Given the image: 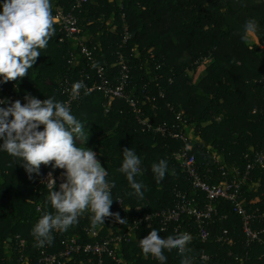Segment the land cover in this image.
I'll return each instance as SVG.
<instances>
[{
    "label": "trees",
    "instance_id": "obj_1",
    "mask_svg": "<svg viewBox=\"0 0 264 264\" xmlns=\"http://www.w3.org/2000/svg\"><path fill=\"white\" fill-rule=\"evenodd\" d=\"M76 3L51 0L52 17L58 8L68 13ZM76 15L82 29L80 42L75 44L53 23L54 34L28 75L0 85V97L14 93L67 103V90L75 84L100 85L98 67L116 83L121 71L119 55L129 62L127 94L138 101L137 110L122 100L114 101L107 113L102 92L85 90L70 107L85 124L83 145L77 146L91 148L115 183L110 212L118 213L129 225L136 218L175 208L180 202L178 193L198 195L201 205L205 200L193 191L176 160L187 151V143L164 137L143 122L155 128L177 122L181 115L180 124L190 132L189 144L193 145L189 156H195L208 182L242 180L249 163L264 151V51L250 47L242 38L245 22L253 19L258 24L255 36L264 46V0H88ZM126 33L130 35L127 42ZM83 47L92 52L95 62L81 57L72 63V56L81 54ZM124 149H132L141 160L135 179L143 185L142 195L118 171ZM161 159L168 162V171L157 182L152 165ZM41 171L60 173L50 165H41ZM42 179L40 174L30 177L15 158L0 153V264H38L43 252L59 255L66 251L72 238L83 245L93 244L111 239L125 227L112 217L93 227L90 213L85 212L67 231H54L50 245L38 247L32 228L43 214L54 212ZM242 201L253 216V230L264 241V168L251 172L242 188ZM215 205L206 243L195 221L187 216L168 231L156 219L151 226H141L136 238L124 245L120 264H160L139 247V240L153 229L162 238L191 234L184 256L192 264H264L263 244L248 245L234 206L226 201ZM221 237L229 241L222 242ZM165 254L167 264H182L184 257L177 250H165ZM204 254L209 260L202 259ZM86 259L82 253L63 264H80Z\"/></svg>",
    "mask_w": 264,
    "mask_h": 264
},
{
    "label": "clouds",
    "instance_id": "obj_2",
    "mask_svg": "<svg viewBox=\"0 0 264 264\" xmlns=\"http://www.w3.org/2000/svg\"><path fill=\"white\" fill-rule=\"evenodd\" d=\"M257 30L255 20L246 21L242 38L254 36ZM53 34L51 0H0V85L28 75ZM82 86L77 83L74 87ZM24 100L22 104L19 100L0 99V153L15 158L30 177L40 174L41 165H50L53 171L64 170L58 190L52 172L48 174L47 201L54 212H46L33 226L31 234L36 245H50L54 231H67L85 212L90 213L93 227L105 224L108 217L125 224L118 213L110 212L115 183L108 179V170L100 165L91 148L77 146V141L85 137V124L71 113L68 104L55 98L41 100L25 95ZM140 165L135 151L123 150L118 171L138 195H142L143 188L135 179ZM167 171L168 162L164 159L152 165L157 182L164 179ZM191 239L187 232L162 238L153 229L139 240V247L160 264H167L165 250H177L184 257L182 264H192L184 256Z\"/></svg>",
    "mask_w": 264,
    "mask_h": 264
},
{
    "label": "built area",
    "instance_id": "obj_3",
    "mask_svg": "<svg viewBox=\"0 0 264 264\" xmlns=\"http://www.w3.org/2000/svg\"><path fill=\"white\" fill-rule=\"evenodd\" d=\"M87 2L88 0H77L76 6L68 13L64 12L62 8H58V14L53 18V23L61 27V30L71 41L75 42V44L80 42L79 35L82 33V29L79 25L80 20L76 15V10L82 8V6ZM129 39L130 35L126 33L125 42ZM260 49L264 51V46H261ZM72 57V63L78 61L81 57L87 58L91 62H95L92 52H90V50L86 47H83L81 54L77 52ZM118 64L121 66V71L116 83L111 82L107 78L103 67H98L97 74L101 80L100 85L88 87L82 83L83 86L76 89L74 87L76 85L75 84L67 90V92H70V97L66 104L71 107L72 103L77 101L81 96L82 90H85L86 92L100 91L107 100V105L105 106L107 113L110 111V107L114 101L122 100H126L132 108L137 110L138 101L131 94H127V87L130 84L129 62L120 54ZM13 94L14 93L7 94L4 97H0V99L7 98L9 102L19 100L22 104L26 102L24 98L17 97ZM180 122L181 115L177 118V122L164 123L155 128L148 125L146 122L143 123L144 125H147L150 130H154L156 133L161 134L164 137L181 140L187 143V151H182L178 154L176 156V160L187 174L193 191L196 194L201 193L204 195L205 200L204 202L202 201L203 204H200V198L198 195L191 197L187 193H178L177 197L180 199V202L175 208L168 209L157 214H149L145 217L136 218L129 225L127 222L125 223V227L121 228L120 233L109 240L83 245L79 243L78 238H72L66 251L59 255H47L43 252L38 264H63V260L71 258L73 255H79L82 253L87 255L89 259L82 261L80 264H109V260L120 264L123 260L124 245L129 244L136 238V231L141 226H151L156 219H159L163 231H168L171 226L179 223L183 216H187L195 221L199 229L200 239L203 243H206L210 238L209 227L213 222L216 212L215 204L219 201L230 202L234 206V212L238 214L243 221V231L247 238L248 245L259 242L264 246V241H262L259 234L253 230V216L247 212L242 201V188L244 183L249 180L251 172L256 167L264 168V151L258 153L254 157V160L249 163L242 180L234 179L232 181H226L222 184H211L207 180L208 177L201 174L200 169L197 166L195 156H189L188 151L193 149V145L189 144L191 135L190 132L183 129L184 125H181ZM80 143V140L77 141V144ZM216 158L217 157H215V159ZM221 169L223 171V176H227L228 173L225 171V168L221 167ZM63 172L64 171H60L58 174L52 172L57 187H59V184L63 182ZM48 174L49 173L45 174L42 179L45 186ZM225 234H227V232ZM220 241L226 243L229 240L221 237ZM202 259L207 261L209 260V257L204 254Z\"/></svg>",
    "mask_w": 264,
    "mask_h": 264
},
{
    "label": "rangeland",
    "instance_id": "obj_4",
    "mask_svg": "<svg viewBox=\"0 0 264 264\" xmlns=\"http://www.w3.org/2000/svg\"><path fill=\"white\" fill-rule=\"evenodd\" d=\"M249 41H248V45L250 47H254V46H259L261 47L260 45V40L256 37V36H253V37H250L248 38ZM81 142V145H83V141H80Z\"/></svg>",
    "mask_w": 264,
    "mask_h": 264
},
{
    "label": "water",
    "instance_id": "obj_5",
    "mask_svg": "<svg viewBox=\"0 0 264 264\" xmlns=\"http://www.w3.org/2000/svg\"><path fill=\"white\" fill-rule=\"evenodd\" d=\"M100 165L106 170L105 166L103 165V163L98 159ZM59 171H64L63 169H59ZM107 171V170H106ZM45 175V173L43 171L40 172V176L43 178Z\"/></svg>",
    "mask_w": 264,
    "mask_h": 264
},
{
    "label": "crops",
    "instance_id": "obj_6",
    "mask_svg": "<svg viewBox=\"0 0 264 264\" xmlns=\"http://www.w3.org/2000/svg\"><path fill=\"white\" fill-rule=\"evenodd\" d=\"M255 36V35H254ZM253 37V36H252ZM249 41V39H247Z\"/></svg>",
    "mask_w": 264,
    "mask_h": 264
}]
</instances>
